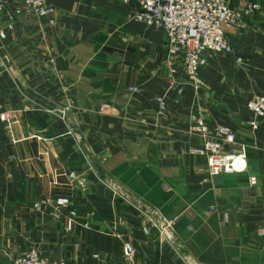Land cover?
I'll use <instances>...</instances> for the list:
<instances>
[{"label": "crops", "instance_id": "obj_1", "mask_svg": "<svg viewBox=\"0 0 264 264\" xmlns=\"http://www.w3.org/2000/svg\"><path fill=\"white\" fill-rule=\"evenodd\" d=\"M49 1L55 25L24 13L0 38V112L19 116L10 127L0 121V264L33 246L66 264H264V116L257 129L246 123L255 117L248 101L264 94V0H229L261 8L228 29L234 52L208 55L202 86L186 83L181 95L166 69L182 78V55H168L163 29L130 17L134 6ZM66 104L65 117L47 110ZM199 110L248 144V172L202 180L206 158L190 151L203 145L190 130ZM46 149L50 156L39 154ZM63 196L77 211L71 231L51 206L34 207ZM152 210L174 220L176 244L153 226Z\"/></svg>", "mask_w": 264, "mask_h": 264}, {"label": "built area", "instance_id": "obj_2", "mask_svg": "<svg viewBox=\"0 0 264 264\" xmlns=\"http://www.w3.org/2000/svg\"><path fill=\"white\" fill-rule=\"evenodd\" d=\"M127 5L134 6L130 17L164 30L166 34V49L169 56L181 54L184 66L182 78L178 77V70L174 66L166 69V78L169 86L177 95L184 92V84H191L198 89L203 84L201 69L207 63L208 55L234 52V47L228 36V29L234 25H244L261 6L258 2L249 1L242 6H232L229 0H123ZM57 8L49 0H0V16H5L6 24L0 27V38L5 39L15 28V20L20 15L33 14L46 19L51 25L56 24ZM242 61L241 57L237 58ZM179 102V98L175 99ZM158 113L164 114L168 108L165 95L157 97ZM71 108L70 104L62 107L47 108L48 111L67 116ZM248 108L255 117L247 119L246 123L251 129H257L259 120L264 116V94L260 93L248 101ZM101 111L111 112L112 105H104ZM19 120L17 110L0 112V121H4L8 127ZM190 130L203 139L202 146L192 147L194 154L203 155L206 158V166L200 167L204 173L202 180L208 177L223 174H242L249 171L248 144L238 143L235 131L228 125L219 124L212 127L208 122L207 115L201 110L191 116ZM38 140L43 135L34 134ZM238 144V147L233 145ZM42 156H50L49 150L41 151ZM60 175V174H55ZM68 177L73 181L78 180L77 174L71 172ZM251 184L258 183L256 175H250ZM114 188L118 185L113 183ZM51 206L57 215L66 218V229L73 230L77 220V211L70 197H58L53 201L45 200L36 202L34 207L42 210ZM150 217L153 226L160 229L171 243L176 244L173 224L174 220L168 218L160 211L152 210ZM228 220V213H224ZM151 224V225H152ZM150 225V226H151ZM145 233L150 232L148 226H144ZM124 258L133 261L135 248L129 241L123 244ZM98 256V254L96 255ZM16 264H66L64 260L52 261L48 256L41 253L38 246H33L16 258Z\"/></svg>", "mask_w": 264, "mask_h": 264}, {"label": "water", "instance_id": "obj_3", "mask_svg": "<svg viewBox=\"0 0 264 264\" xmlns=\"http://www.w3.org/2000/svg\"><path fill=\"white\" fill-rule=\"evenodd\" d=\"M98 171L100 172V176L102 177V178H104L105 177V173H104V171L102 170V169H99L98 168Z\"/></svg>", "mask_w": 264, "mask_h": 264}, {"label": "rangeland", "instance_id": "obj_4", "mask_svg": "<svg viewBox=\"0 0 264 264\" xmlns=\"http://www.w3.org/2000/svg\"><path fill=\"white\" fill-rule=\"evenodd\" d=\"M238 146H239L238 144L233 145V147H238Z\"/></svg>", "mask_w": 264, "mask_h": 264}]
</instances>
